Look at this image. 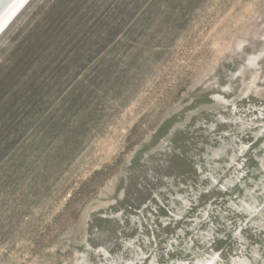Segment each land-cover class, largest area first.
Returning <instances> with one entry per match:
<instances>
[{
    "label": "rangeland",
    "instance_id": "374dc122",
    "mask_svg": "<svg viewBox=\"0 0 264 264\" xmlns=\"http://www.w3.org/2000/svg\"><path fill=\"white\" fill-rule=\"evenodd\" d=\"M0 264H264V0H29Z\"/></svg>",
    "mask_w": 264,
    "mask_h": 264
},
{
    "label": "water",
    "instance_id": "95a60500",
    "mask_svg": "<svg viewBox=\"0 0 264 264\" xmlns=\"http://www.w3.org/2000/svg\"><path fill=\"white\" fill-rule=\"evenodd\" d=\"M24 1L25 0H0V28L6 23L7 20L8 21L6 24H8V22L14 17L13 15L20 10L18 8ZM26 2L27 1H25V3ZM5 25L2 28H4Z\"/></svg>",
    "mask_w": 264,
    "mask_h": 264
},
{
    "label": "bare ground",
    "instance_id": "6f19581e",
    "mask_svg": "<svg viewBox=\"0 0 264 264\" xmlns=\"http://www.w3.org/2000/svg\"><path fill=\"white\" fill-rule=\"evenodd\" d=\"M25 1L28 2L29 0H25ZM25 1L19 6L18 9L21 10V9L24 7V5L27 3V2L25 3ZM24 3H25V4H24ZM23 4H24V5H23ZM18 9H17V10H18ZM20 10H19L16 14H14V15L12 14L14 17L8 22V24H6L8 20L6 21V23H5L6 25L4 24V25H5L4 28H2L4 25L0 28V34H1V32H2V31H3V30H4V29L10 24V22L15 18V16L20 12ZM9 19H10V18H9Z\"/></svg>",
    "mask_w": 264,
    "mask_h": 264
}]
</instances>
